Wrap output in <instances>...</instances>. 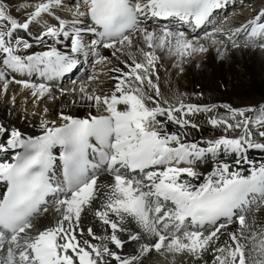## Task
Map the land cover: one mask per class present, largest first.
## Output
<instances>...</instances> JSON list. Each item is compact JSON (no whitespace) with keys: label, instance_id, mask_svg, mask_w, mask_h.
Wrapping results in <instances>:
<instances>
[{"label":"snow or ice","instance_id":"6c2138e0","mask_svg":"<svg viewBox=\"0 0 264 264\" xmlns=\"http://www.w3.org/2000/svg\"><path fill=\"white\" fill-rule=\"evenodd\" d=\"M64 4L22 3L17 12L31 10L20 20L0 0L4 93L11 80L37 109L65 96L87 108L43 107L34 135L0 123V264H144L152 250L185 264H264V226L248 220L264 207V161L248 156L264 152V104L193 103L159 87L161 54L182 72L212 50L264 52V7L233 27L213 19L228 0H75L70 18ZM89 58L91 72L81 68ZM100 65H112L107 91ZM78 72L79 87L60 86ZM199 114L221 134L192 139Z\"/></svg>","mask_w":264,"mask_h":264},{"label":"bare ground","instance_id":"6f19581e","mask_svg":"<svg viewBox=\"0 0 264 264\" xmlns=\"http://www.w3.org/2000/svg\"><path fill=\"white\" fill-rule=\"evenodd\" d=\"M8 1L17 3L19 0ZM31 2L34 3L36 0H31ZM236 2L245 5L246 2L250 3L249 6H251V10L252 6L258 3V7L253 10L251 17H253L261 7H264V0H236ZM74 4L75 1L69 3L68 0H65L64 8L61 12L63 14L66 12L69 13L70 8H75ZM244 12L246 14V11ZM17 16H19V14H17ZM239 19H242V15ZM248 20L250 19H247L246 21ZM242 21L243 22H237V24L240 25L246 22L245 20ZM153 25L156 24H149V27H152ZM229 25L238 27L233 24ZM33 30L35 31V29ZM104 54L108 55L107 52ZM161 56L162 68L167 69V71L163 73L162 79L165 95L169 94V84L166 83V81H168L171 84L172 90L185 94H194L193 98L191 96H186L187 102L210 104L224 101L234 104L235 102L233 100L235 98L251 94L255 90L254 88L261 91V98L264 101V52L259 48L253 49L251 47H241L239 50H231L226 58H217V53L215 50H212L209 53L195 57L189 63L184 64L182 66L184 69L182 72L178 68L173 67V60L171 57L164 56L163 54H161ZM111 67L112 65H100L98 67L101 71L98 73L97 79L98 82H103L105 91H107L112 84L111 76L114 75V73H111ZM210 68L211 71L209 72ZM188 74H191L193 79L191 78L190 80ZM100 75L106 80H101ZM183 78L186 79L183 80ZM61 87L71 88L72 85L65 84ZM77 87H79V81H77ZM99 90V87H97V91ZM20 93L21 89L19 86L12 83L11 80L9 81V87L6 94L2 90V85H0V123L23 130L26 132L24 133L25 135L40 133L38 127L40 123V110L45 106L49 108L50 112L54 113L63 109L65 112H72L73 114L82 116L87 111L86 106H81L79 103L73 106L71 96L59 98L55 102L46 100L44 104L40 105V109H37L31 103V96L26 97ZM197 93H200L201 95L197 96ZM13 96H15V103H13L11 99ZM92 111L94 112L95 109H92ZM169 127L171 128L172 126L169 125ZM196 133H192V139L200 141L201 138H208L200 137L198 133ZM0 156L6 158L3 153H0ZM248 156L253 160L264 161V152L261 150H250ZM53 215V212L50 210L47 219H44L43 216H41L39 218L41 220V225L43 226L51 221ZM252 217H255L257 226H264V208H257L251 215H249L248 220L251 221ZM86 223H91V216L88 217ZM91 226L94 231L103 234V229L100 228L97 223H91ZM230 230H234V228L230 226ZM223 239L226 240L227 237H224ZM137 248L138 245L136 244H126L125 253L135 254ZM142 259L144 260V264H185V258L182 254H177L175 258H166L160 256L155 250H152L149 254H145V257H142Z\"/></svg>","mask_w":264,"mask_h":264},{"label":"rangeland","instance_id":"374dc122","mask_svg":"<svg viewBox=\"0 0 264 264\" xmlns=\"http://www.w3.org/2000/svg\"><path fill=\"white\" fill-rule=\"evenodd\" d=\"M242 14H243L242 13V9H238L237 8L235 12H231L230 14L226 15L225 17H228L229 19L237 20L236 17L239 16V15H242ZM210 71H211V68L209 69V72ZM188 78H190V80H191V78L193 79V77H192L191 74H188ZM185 79L186 78H183V80H185ZM254 89L255 90L251 94H249V95L238 96L237 98H235L233 101L236 104L235 103H234V105H231L230 103H227V104L231 105L234 108H256V109H259L260 105L264 104V103H262L264 101L261 98L262 97L261 96L262 93L257 88H254ZM188 96H191L193 98L194 97V94H188ZM230 102H232V101H230ZM224 103H226V102H224ZM218 104H222V103L219 102ZM206 119H207V117H205L203 114H199L198 115L197 123H199L201 125V130H200L201 135H214V136H218L219 134H221L222 129H213L210 125H208L206 123ZM204 129H207L208 131L205 132ZM256 138H258V137H256Z\"/></svg>","mask_w":264,"mask_h":264}]
</instances>
